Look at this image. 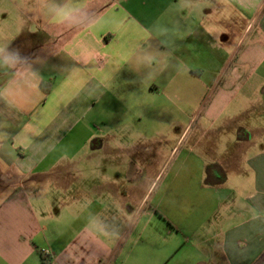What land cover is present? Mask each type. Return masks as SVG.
Returning a JSON list of instances; mask_svg holds the SVG:
<instances>
[{"label":"crops","instance_id":"0c3cea01","mask_svg":"<svg viewBox=\"0 0 264 264\" xmlns=\"http://www.w3.org/2000/svg\"><path fill=\"white\" fill-rule=\"evenodd\" d=\"M0 182V264H256L264 0H0Z\"/></svg>","mask_w":264,"mask_h":264},{"label":"rangeland","instance_id":"374dc122","mask_svg":"<svg viewBox=\"0 0 264 264\" xmlns=\"http://www.w3.org/2000/svg\"><path fill=\"white\" fill-rule=\"evenodd\" d=\"M4 169V168H3ZM9 186L2 185V182H0V200L3 199L6 196V193L8 192Z\"/></svg>","mask_w":264,"mask_h":264},{"label":"trees","instance_id":"16d2710c","mask_svg":"<svg viewBox=\"0 0 264 264\" xmlns=\"http://www.w3.org/2000/svg\"><path fill=\"white\" fill-rule=\"evenodd\" d=\"M256 264H264V255L257 261Z\"/></svg>","mask_w":264,"mask_h":264}]
</instances>
